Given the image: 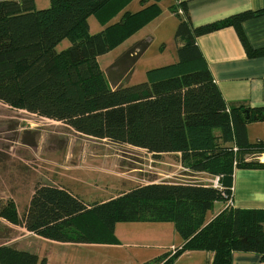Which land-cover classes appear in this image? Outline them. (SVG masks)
<instances>
[{
    "label": "trees",
    "instance_id": "16d2710c",
    "mask_svg": "<svg viewBox=\"0 0 264 264\" xmlns=\"http://www.w3.org/2000/svg\"><path fill=\"white\" fill-rule=\"evenodd\" d=\"M49 1L36 9L34 0H0V102L85 136L144 149L155 159L172 155L184 168L212 174L218 185L151 181L106 200L87 201L64 185L38 183L21 216L12 200L0 199V218L72 244H116L118 222H171L183 244L142 264H173L189 250L212 251L207 264H231L234 251L264 259V208L228 204L234 169L264 168L258 158L264 141L250 142L246 131L249 123L264 121V106L228 109L195 40L231 25L248 56H264V47L251 48L240 28L264 10L194 26L184 2L170 6L178 18L177 61L150 69L145 81L125 85L122 80L150 39L132 45L107 72L99 68L98 57L156 18L161 0H139L137 11L126 9L131 0ZM90 14L105 25L95 33L89 32ZM64 38L69 45L58 51ZM118 67L119 75L108 78ZM216 202L224 207L207 220ZM46 263L45 256L0 243V264Z\"/></svg>",
    "mask_w": 264,
    "mask_h": 264
},
{
    "label": "rangeland",
    "instance_id": "374dc122",
    "mask_svg": "<svg viewBox=\"0 0 264 264\" xmlns=\"http://www.w3.org/2000/svg\"><path fill=\"white\" fill-rule=\"evenodd\" d=\"M166 1L169 0H164L163 6L168 9ZM34 4L36 9L46 8L50 1L34 0ZM139 8V0H131L126 6L130 11ZM118 16L110 19L107 24L117 20ZM87 21L90 33L105 26L95 14H90ZM147 25L99 56V68L107 72L117 58L130 51L135 41L146 36H150L148 47L135 62L131 75L121 83L131 85L145 81L150 69L175 63L176 27L173 32L163 30L162 36L160 28L155 26L159 31L154 34V26ZM68 45L69 39L64 38L56 45V49L60 51ZM119 71V67L117 70L113 68L108 78H115ZM176 164L172 155L165 154L155 159L144 149L85 136L59 121L0 102V199L12 200L19 216L23 214L38 183L69 186L87 201L106 200L119 192L151 181L215 183L212 174H193ZM204 176L211 180L204 179ZM210 214L211 211L208 212ZM157 223L118 222L116 244L90 248L72 243L43 241L22 226L0 218V243L40 253V257H46V264H142L163 253L164 246L172 242L178 246L177 239L180 236L175 232L173 235V224L165 223L168 225L165 227L172 229H163L165 234L161 237L162 233L149 226ZM184 252L173 264H193L192 260L196 258L193 256L189 259L187 252Z\"/></svg>",
    "mask_w": 264,
    "mask_h": 264
},
{
    "label": "crops",
    "instance_id": "0c3cea01",
    "mask_svg": "<svg viewBox=\"0 0 264 264\" xmlns=\"http://www.w3.org/2000/svg\"><path fill=\"white\" fill-rule=\"evenodd\" d=\"M180 2L185 3L190 21L194 26L216 22L244 10H264V0H169L165 2L168 9L163 6L164 0H161L159 2L161 13L147 25L154 26V34L160 30V35L163 36V30L165 29L171 32L174 31L178 18L171 11L170 6H177ZM155 26L160 29L156 30ZM240 28L251 48L264 47V12L243 21ZM145 39H150V36L137 40L132 45ZM195 40L228 109L264 106V56H248L235 27L231 25L225 26L197 36ZM246 131L250 142L256 140L264 141V121L249 123ZM258 158L264 163V153ZM176 165L187 171V168H184L180 163L177 162ZM188 171L191 170L188 169ZM191 173L206 174L205 172L194 171H191ZM204 179L211 180L205 178V176ZM211 185L214 186V184ZM66 187L69 188V186ZM232 206L242 209L264 208V168L234 169L232 176ZM223 207V202H216L211 214L208 215L207 213V220H210ZM165 223L169 222H159L157 225L149 226L157 230L158 233H162V237L163 233L165 234L163 229H172V227H165L168 226ZM174 232L177 233L175 229H173V235ZM115 233L119 235L116 226ZM37 237L43 241L48 240ZM177 243L178 246L173 242L164 246L165 250L163 252L168 251L171 246L180 247L183 244V239L180 237V239H177ZM76 245L96 248L112 244ZM185 252H187L189 259H192L193 256L196 258L195 261L192 260L193 264H207L214 256L212 251L205 250H189ZM231 264H264V259L256 252L234 251L231 255Z\"/></svg>",
    "mask_w": 264,
    "mask_h": 264
},
{
    "label": "built area",
    "instance_id": "2783aa9c",
    "mask_svg": "<svg viewBox=\"0 0 264 264\" xmlns=\"http://www.w3.org/2000/svg\"><path fill=\"white\" fill-rule=\"evenodd\" d=\"M179 12L181 13V11L179 10ZM218 185V183H217V178L215 179V183H214V186H217ZM228 204H230V205H232V201L230 200L229 202H228ZM176 249V247L175 246H171L170 248H169V250L170 251H174Z\"/></svg>",
    "mask_w": 264,
    "mask_h": 264
}]
</instances>
